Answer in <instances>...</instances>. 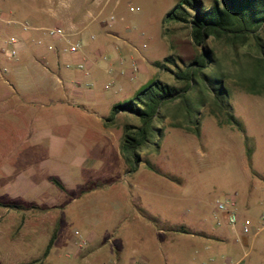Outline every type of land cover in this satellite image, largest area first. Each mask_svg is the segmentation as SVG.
<instances>
[{
	"label": "rangeland",
	"instance_id": "374dc122",
	"mask_svg": "<svg viewBox=\"0 0 264 264\" xmlns=\"http://www.w3.org/2000/svg\"><path fill=\"white\" fill-rule=\"evenodd\" d=\"M180 1L68 0L70 8L59 11L58 16L34 17V5L56 8L62 2L0 0V70L4 66L8 69L9 62L22 56L23 49L18 45L14 57L5 56L6 49L10 48L9 38L19 40L23 27L16 20L4 21L13 17L6 16L5 7L18 13L21 4L27 12L21 19L31 24L47 20L76 24L86 20L92 26L99 25L117 33L114 42L128 49L133 61L138 62V71L133 75L144 77V85L160 80L179 87L181 83L160 64L177 71L205 49L211 55L202 69L205 77L195 78L185 98L166 102L159 109L153 124L161 128L162 137L158 140L156 136L150 137L141 149L142 162L133 173L129 172L130 164L113 153V132L100 129L104 136L96 145L99 152L90 151L80 166H71L69 174L73 184L69 192L56 187L52 191L62 206L38 210L51 193H42L36 200L31 195L11 198L4 187L10 180L2 176L1 171L6 162L0 159V202L20 204L18 208L0 206V264H85V251L74 255L69 243L73 244L70 240L75 237L90 233L97 236L92 252L103 248L114 254L117 249L119 257L137 262L144 255H151L158 264H224L226 256L232 254V262L241 258L240 264H264V221L261 218L264 215V94L248 90L249 87L259 90L264 85V75L258 71L259 58L264 56V27L258 32L262 53L253 37L235 46L214 38L196 45L188 25L164 22L166 14ZM202 1L207 5L211 0ZM88 13L90 16L86 17ZM69 29L74 31L72 26ZM167 56L173 63L164 62ZM130 63L126 60L123 64L130 68ZM219 86L226 90L232 113L242 130L226 123L224 115L216 109L210 89ZM134 98L133 93L116 96L100 107L95 106L94 111L105 121L114 105ZM194 120L199 122V136L191 131ZM11 122L20 124L16 119L7 122L5 126L10 128L0 130L1 137L10 136L18 128ZM112 124L121 127L122 135L124 124L139 125L140 122L131 113L123 112ZM49 126L48 120L35 122L34 127L31 121L25 134L30 135L32 129L31 135L39 134ZM106 143L111 144V154L105 150ZM40 156L44 165L49 155L43 145ZM146 163L159 173L147 168ZM92 180L104 184L79 194L81 187ZM226 198L235 200L241 219H251L249 232L242 235L245 236L242 245L233 243L234 235L226 214L216 210V202ZM136 208L145 217H141ZM147 216L155 219L157 225L148 221ZM135 220L146 226L138 227ZM179 225L190 228L187 230L194 235L178 232ZM214 226L223 228L226 242L206 241L199 236L203 233L198 231L211 232ZM155 227L166 232V239L159 238ZM55 230L54 244L48 255L43 256Z\"/></svg>",
	"mask_w": 264,
	"mask_h": 264
},
{
	"label": "crops",
	"instance_id": "0c3cea01",
	"mask_svg": "<svg viewBox=\"0 0 264 264\" xmlns=\"http://www.w3.org/2000/svg\"><path fill=\"white\" fill-rule=\"evenodd\" d=\"M60 1L62 3L56 8L34 5L32 16H58L59 11H67L70 8V4H67L68 0ZM4 10L7 17L16 16V19L12 17L4 21L16 20L30 25V28L23 29L18 34L20 41L18 40L17 45L21 47V50L23 49L22 56L9 62L8 69L4 66L0 70V130L3 132V129L10 128L5 125L11 120L20 121V124L11 122L17 124L18 128L13 130L10 136H0V159L6 162L1 166L2 176L10 180L4 185L5 191L11 198H26L31 195L34 200L38 196L41 197L42 193L49 192L51 193L49 199L45 198L46 203L37 207L38 210L43 207L62 206V203L52 194L54 187L58 188L52 179L58 180L63 185L64 190L60 189L61 191L69 192L73 184L69 174L71 166H80L90 151L99 152L100 149L96 145L103 141L100 140L104 136L100 129L113 132L115 143V145L113 143L115 148L113 153L124 161L121 150V127L116 128L114 124L108 123L107 119L103 121V117H100L99 112H95L94 108L100 107L113 97H120L127 93H133L135 97L144 85L142 82L144 77L137 78L131 73L130 68L123 64L126 60L137 61H133L128 49L114 42L113 39L117 37V33L113 31L105 30L99 25L92 26V23H86V20L85 23L76 24L52 20L33 21L31 24L21 19L27 16L22 4L18 13L10 7H5ZM88 16L90 13L86 15ZM70 26L74 28V31L69 29ZM49 27L63 28L65 36L50 37L45 30ZM72 44L79 45L76 52L69 50ZM145 46L143 45L144 48ZM79 63H83L81 69L77 68ZM141 67L145 68L144 65ZM123 112L119 111L115 117ZM41 120H48L50 123L45 131L31 135L34 131L32 129L30 135L25 134L29 122L32 121L34 127V123ZM42 145L49 155L44 165L40 156ZM106 145L107 154H111V144L106 143ZM117 145L118 148H116ZM103 184L101 181L92 180L81 187L79 194L89 192ZM18 206L20 207V204ZM136 210L139 211L137 208ZM139 214L145 217V214L140 211ZM32 216L36 218L35 215ZM244 219L251 223V219ZM137 220L134 224L142 227L143 224ZM22 221L25 223L24 218ZM154 229L159 238L164 240L166 232L156 227ZM198 232L203 233L199 236L206 241L226 242L228 240L220 226L212 227L211 232ZM232 234L234 235L233 243L242 245L245 236L238 234V231ZM79 238L84 243L82 247L74 248V250L73 244L69 243L70 250L73 249L74 255L85 251V264H95L94 262L97 261L110 264H135L136 262L132 258L119 257L117 249L114 250V254L103 248H97L96 252H92L93 245L97 243V236L94 233L81 235ZM75 240L78 238L75 237L70 241ZM231 255L226 256L224 264L227 260H233ZM240 260L241 258L236 261ZM138 262L158 264L151 255H144Z\"/></svg>",
	"mask_w": 264,
	"mask_h": 264
},
{
	"label": "trees",
	"instance_id": "16d2710c",
	"mask_svg": "<svg viewBox=\"0 0 264 264\" xmlns=\"http://www.w3.org/2000/svg\"><path fill=\"white\" fill-rule=\"evenodd\" d=\"M164 22H174L185 24L190 27L192 42L201 45L209 38L224 39L231 46L244 44L247 37H253L256 45L260 46L259 52L262 53L260 37L258 32L264 27V0H211L207 5L202 0H181L165 16ZM211 60L210 51L205 49L196 59L183 69L178 68L172 71L166 64H160L164 69L172 73L173 78L181 83L176 87L163 83L160 80H154L141 87L135 95V98L129 101L118 103L111 108L108 123H113L115 115L119 111L131 113L138 118L140 124H124L121 138V150L125 162L130 164V171H135L142 162L141 149L150 141L151 136H156L157 140L162 137L161 128L153 123L158 117L159 109L166 102L182 100L186 93L193 87L195 78L203 75L202 69L207 61ZM165 63H173V59L167 56ZM260 67L258 71L264 75V56L259 58ZM205 77V76H204ZM213 92V101L216 109L224 115L225 122L242 130L241 124L234 117L232 108L228 101L226 90L219 86L217 89L211 88ZM249 92L253 94H264V85L261 89L249 87ZM193 122V121H192ZM191 130L196 136H199V122L194 120ZM159 147L156 142V148ZM251 151L247 150L250 157ZM146 167L155 173H159L155 167L146 163ZM52 182L61 190L63 185L56 179ZM94 186V184H92ZM91 185V186H92ZM92 186V187H93ZM2 207L18 208L14 203L0 202ZM147 219L155 224V219L147 216ZM178 232L191 234L184 226L177 229ZM56 239V230L50 236L43 256H47Z\"/></svg>",
	"mask_w": 264,
	"mask_h": 264
},
{
	"label": "built area",
	"instance_id": "2783aa9c",
	"mask_svg": "<svg viewBox=\"0 0 264 264\" xmlns=\"http://www.w3.org/2000/svg\"><path fill=\"white\" fill-rule=\"evenodd\" d=\"M10 22L11 20H7ZM23 27V29H28L30 28V25L28 23H20ZM46 33L52 37V38H61L65 36V31L61 27H49L46 28ZM9 45L10 48L6 49L5 51V56L8 58L14 57L17 54V44L18 40L15 37H10L9 40ZM78 44H72L69 46V50L71 52H76L78 50ZM83 67V63L77 64V68L81 69ZM130 70L132 74H135L138 71V67L136 62H131L130 63ZM216 210L221 213H225L227 217V224L229 225L230 229L232 232H237L238 234H246L250 230V222L246 219H241L238 215L237 211V205L236 202L233 198H226L221 201L216 202ZM262 220L264 221V215L261 216ZM75 235H79L78 231H74ZM256 234V232H254ZM78 240H75L73 242V249H80L82 245L84 244L81 240H79V236L77 237ZM70 250V252L73 251ZM74 249V250H75ZM108 264V263H106ZM135 264H143L142 262H135ZM226 264H240V261H234L232 262L231 260H227Z\"/></svg>",
	"mask_w": 264,
	"mask_h": 264
}]
</instances>
